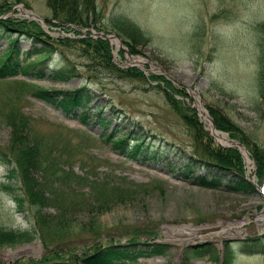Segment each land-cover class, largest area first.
Masks as SVG:
<instances>
[{
	"label": "rangeland",
	"instance_id": "obj_1",
	"mask_svg": "<svg viewBox=\"0 0 264 264\" xmlns=\"http://www.w3.org/2000/svg\"><path fill=\"white\" fill-rule=\"evenodd\" d=\"M92 1L95 14L76 25L55 18L46 0H0L2 18L32 21L53 43L41 78L22 74L0 78V110L2 102L20 95L19 112L35 119V131L59 141L55 166L92 181L91 188L83 181L68 183L73 194L81 193L90 205H78L70 213L64 209L61 217L71 231L66 236L53 233L57 237H51L45 247L35 238L40 224L35 222L33 227L26 213L30 199L9 192L18 186L8 172L13 165L0 163V234L30 237L26 242L1 246L0 264H48L44 255L61 246L65 249L57 254L58 264H80L79 248L96 238L102 244L106 240L123 243L128 237L125 231L138 234L139 241L145 242L140 249L147 251L114 264H264V247L256 248L264 243V231L229 236L219 242L213 238L220 229L219 222L240 221L245 227L256 223L257 213L264 214V195L253 185L264 184V178L257 181L258 166L250 153L258 147L264 155V89L260 91L257 86L259 78L264 77V0ZM21 9L33 15L27 16ZM104 34L118 37V44ZM83 38L105 40L104 49L97 46L95 51L84 53ZM17 41L19 50H26L32 43L20 35ZM8 43L6 36H0V54L5 53ZM107 55L111 68L105 66ZM136 55L144 61L132 63L127 59ZM61 60L74 64L78 72L63 80L50 79V70ZM126 68L133 72L136 69L140 75L125 74ZM21 80L31 87L29 90L86 86L92 94L87 105L100 109L105 123L95 121L90 109L85 124L78 116L38 100L22 89L18 83ZM195 103L205 108L210 119L213 114L223 116L229 125L227 136L247 149L254 166L241 163L245 181L250 183L248 191L234 192L222 185L204 187L192 180H180L169 174L161 161L126 156L111 140H104L114 128L125 135L132 127L134 137L141 129L144 140H153L156 146L165 142V150H173L167 152L169 158L183 159V154L194 151L195 142L201 138L195 134L194 122H186V116L193 114L199 128L208 135L205 117L198 114ZM177 105L184 107L181 116ZM2 118L0 147H6L10 126ZM210 141L218 144L213 138ZM261 162L264 166V157ZM96 186L109 195L127 196L96 208L91 195ZM14 194L23 200L21 208L12 198ZM39 209L58 218L57 209L50 203ZM55 220L51 218L48 224L52 226ZM153 243L163 245L156 249L160 252H153ZM227 243L230 251L226 250ZM199 245L209 250L183 260L192 252H185L188 247Z\"/></svg>",
	"mask_w": 264,
	"mask_h": 264
},
{
	"label": "trees",
	"instance_id": "obj_2",
	"mask_svg": "<svg viewBox=\"0 0 264 264\" xmlns=\"http://www.w3.org/2000/svg\"><path fill=\"white\" fill-rule=\"evenodd\" d=\"M46 2L48 7L51 8V14H54L55 18L63 23L74 22L76 25L77 23L82 25L95 14L94 10L96 5L92 0H46ZM35 25L32 21L28 22L23 19L16 20L12 17L1 18L0 16V36H6L9 41L5 53L0 54V78L10 77L14 74H22L28 78L33 77L36 79L42 77L44 69L48 65V56L50 54L49 52H51L53 43L50 42L52 38L45 35L42 29H39ZM12 34L15 36L13 37ZM262 34H264V28ZM19 35L29 40V43L32 42L30 47L26 50H19L16 44L18 43L17 40ZM104 41L98 38L91 40L83 38L81 40V43L84 42L82 45L84 48L83 52L87 50L95 51L98 47L99 50L104 49ZM261 47L262 45L259 46V49H261ZM109 61L110 58L108 56L104 61L106 63L105 66L111 68L113 66ZM55 64V67L53 66L54 68L50 70L51 73L49 75L52 80L70 78L78 72L74 64L70 65L67 64V62H62V60ZM129 70V68H126L123 72L125 74H132L135 72L136 75H140V72L136 69H134V72ZM263 80L264 77L262 79L259 78V83H257L260 91L264 89ZM18 83L21 84L22 89L28 90L31 96L33 95L38 100L48 102V104L58 107L59 110L64 113L66 112L70 113L72 116H78L80 121L86 124L87 113H89L90 109V106L87 104L91 101L92 95L91 91L88 90L86 86H77L69 90H60L58 88L47 90L45 87H35L29 90L27 88L31 87L26 85V82L21 80L20 82L18 81ZM18 100H20V95H15L10 99H6V102H2L3 107H1L2 111L0 110V116L3 117L2 119H4L6 125L10 126V138L8 139L6 147H0V163L4 164L10 162L13 165L12 168L8 169V172L11 178H16L18 186L15 188V191L9 192H19L23 198L25 197V199H27L28 197V199H30L29 204H27L29 210L26 213L30 215L28 218L33 220V227L36 226L35 222H37L38 225L40 224L38 226L40 232L35 238H39L46 247L51 237H57L56 235L66 236L67 232L71 231V228H67L68 225H64L63 220L65 219L61 217L64 209H67V212L70 213L72 211L69 210L73 208L75 210L76 207L79 208L78 205H90V203L83 198L81 193L73 194L74 191L68 183L73 182L78 184L80 181H83V183H86V185H89L91 188L92 181L84 179L79 175H73L71 172L66 173L62 171L58 165L55 166V161L59 155L54 152L59 141L54 139L50 134L40 135L35 131V119L19 112L20 104H17ZM177 108L182 111L178 113L180 116L184 114V111L181 110V108L184 107L177 105ZM77 109H84V112L78 113L76 112ZM90 110L94 112L93 116L95 121H99L102 124L105 123L99 114V112H101L100 109L96 108ZM188 116H186V122H194V127H196L195 134H197V136L199 135L201 138L197 137L199 142H195V146L193 147L194 151H191L189 154H183V159L169 158V154H171L173 150H165L164 147H168L165 142L164 144L161 142L159 146H156L153 145V140H144L141 134L143 130L141 129L138 132V137H134L135 135L132 133L133 130H131L132 127L129 128V132L125 135L124 133L122 134L120 130L118 131V128H114L111 130V133H108L104 140H111L114 146L119 148V151L124 152L126 156L139 157V159L145 161H161L169 174L172 176L175 175V177H178L180 180H192V183H197L204 187L222 185L225 189H230L234 192L248 191V189H250V183L245 181L244 168L241 166L245 164L239 151L233 147H222L216 143L213 145L210 141L212 137L210 138L209 134L207 135L205 131L199 128L196 121L197 119H195L194 115ZM211 116L214 124L213 126L224 132L228 131L229 125H226V120L223 119V116L221 117L216 114ZM240 136H242L240 137L241 139L245 137L242 134ZM130 139L132 142L129 141ZM250 150L252 159L256 163V166H258L257 181H260L261 178H264V166L261 162L264 155L260 152L258 147L255 149V152H253L252 149ZM202 170H204L203 173H198V171ZM222 180H225L224 184L221 183ZM93 189L94 192H91V195L94 196L96 208H101L107 204L118 201L120 202L127 196L124 193H118L117 196L115 194L109 195V193L102 192L103 190L97 186L93 187ZM63 193L67 194L64 195ZM49 194L55 195L50 197ZM62 197L64 199H62ZM12 198L18 203V208H21L20 203L23 200L20 196L14 194ZM46 203H50L52 207L57 209V214H59L57 215L58 218L40 211L39 208L46 205ZM30 205L33 208L35 207L34 210L30 209ZM51 218L56 219L52 226L48 224ZM53 233L56 235H52ZM125 234L128 237L123 243L106 240L102 244L97 238L94 239L88 246L85 245V247L79 248L80 250L77 251L79 252L77 253V260L80 261V264H114V262L118 260L121 262L125 259H134L137 254H145L147 250L140 249L145 245V242L139 241L138 234L128 233L126 231ZM3 235L6 234H0V247L16 245L19 242H26L30 238L23 234H18V237H14L12 234L7 236ZM147 235L150 237L151 234L149 235L148 233ZM160 245V243H153L151 247L154 250L153 252H160V248L156 250ZM201 245L195 249L188 247L185 252H188V250L192 252L189 256H187V254L185 255L186 257L183 256V260H188V257L199 256L202 251L205 253L209 250L208 247L203 248ZM261 245V247L256 248L260 250L264 247V243ZM225 246L226 250L230 251L228 243ZM64 249L65 246L50 249L53 251H50L49 255H44V260L48 261V264H58L59 255L57 254ZM46 256L54 258L49 259Z\"/></svg>",
	"mask_w": 264,
	"mask_h": 264
},
{
	"label": "bare ground",
	"instance_id": "obj_3",
	"mask_svg": "<svg viewBox=\"0 0 264 264\" xmlns=\"http://www.w3.org/2000/svg\"><path fill=\"white\" fill-rule=\"evenodd\" d=\"M21 11L25 15H27V16L28 15H33V13H31L30 11H27L26 9H21ZM55 29H56V27H55ZM138 29L139 28H137V30ZM111 40H112V42L114 44H118L117 38H115V36L114 37H111ZM127 59L130 62H132V63H136V62H141L142 63L144 61L143 57H141L139 55H136V57H128ZM194 101L196 102V98H195ZM195 105L197 106V112H198V114L200 116H204L205 117L204 119H205V124H206V130H207L208 134L210 135V137H212L213 139H215L216 142L219 145H221L222 147H233V148L237 149L239 151V153L241 154V156H242V159H243L244 164H246V165L247 164H252L251 166H253V163H251V160L249 159V156L247 155L248 154L247 153V149H245V147L243 145H241V143L238 140L230 139L229 138L230 136H227V134H226L227 132H224L222 130H219L215 126H213L214 125L213 124V121H212V119H210V116L207 115V112H206L205 108L203 106H200L199 103H197V104L195 103ZM253 168H254V166H253ZM253 185H254V188H257V187L259 188V190H257V192H261L264 195V186L263 185H260L259 186L258 184H255V183H253ZM256 216H257L256 217V223H254L255 226L260 229L259 231H261V229L264 230V223H263V221H264V214L263 213H257ZM246 222H248V220H246ZM218 224L220 225L219 226L220 229H219V231L215 232L216 234L213 237L218 242L221 239L227 238L229 236L240 237V235H242L244 233V230H242V226H241L242 222H240V221L239 222L231 221L228 224H223L222 222H219ZM211 228H215L216 229V227H211ZM216 230H218V227H217ZM222 233L224 234L223 236H221ZM180 243L183 244L185 242L184 241H181Z\"/></svg>",
	"mask_w": 264,
	"mask_h": 264
},
{
	"label": "water",
	"instance_id": "obj_4",
	"mask_svg": "<svg viewBox=\"0 0 264 264\" xmlns=\"http://www.w3.org/2000/svg\"><path fill=\"white\" fill-rule=\"evenodd\" d=\"M35 18L39 19L38 17L34 16ZM105 36H108L109 38L111 37H114V36H111V35H108V34H104ZM118 38V37H117ZM258 188V187H257ZM242 230H244V234L246 236L250 235V232H253V231H257V232H261V231H264L263 229H261V231H259L260 229L258 227L255 226L254 223L250 222V224L246 225L245 227H242ZM225 241H226V238H224Z\"/></svg>",
	"mask_w": 264,
	"mask_h": 264
}]
</instances>
